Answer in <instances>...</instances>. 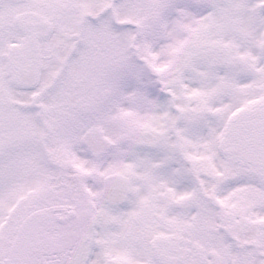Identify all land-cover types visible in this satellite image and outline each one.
<instances>
[{"label": "snow or ice", "instance_id": "6c2138e0", "mask_svg": "<svg viewBox=\"0 0 264 264\" xmlns=\"http://www.w3.org/2000/svg\"><path fill=\"white\" fill-rule=\"evenodd\" d=\"M0 264H264V0H0Z\"/></svg>", "mask_w": 264, "mask_h": 264}]
</instances>
